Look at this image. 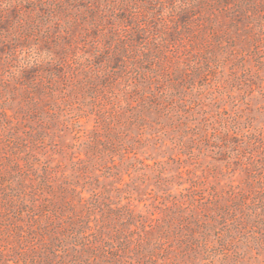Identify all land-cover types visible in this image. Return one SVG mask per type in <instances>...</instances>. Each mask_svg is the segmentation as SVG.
Here are the masks:
<instances>
[{"label": "rangeland", "instance_id": "obj_1", "mask_svg": "<svg viewBox=\"0 0 264 264\" xmlns=\"http://www.w3.org/2000/svg\"><path fill=\"white\" fill-rule=\"evenodd\" d=\"M0 264H264V0H0Z\"/></svg>", "mask_w": 264, "mask_h": 264}]
</instances>
